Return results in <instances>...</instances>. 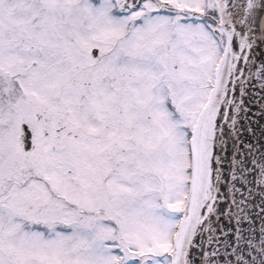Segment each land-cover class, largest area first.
<instances>
[{
	"label": "snow or ice",
	"instance_id": "snow-or-ice-1",
	"mask_svg": "<svg viewBox=\"0 0 264 264\" xmlns=\"http://www.w3.org/2000/svg\"><path fill=\"white\" fill-rule=\"evenodd\" d=\"M0 264H264V0H0Z\"/></svg>",
	"mask_w": 264,
	"mask_h": 264
}]
</instances>
